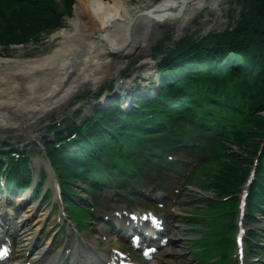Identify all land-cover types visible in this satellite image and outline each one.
<instances>
[{
    "label": "bare ground",
    "instance_id": "obj_1",
    "mask_svg": "<svg viewBox=\"0 0 264 264\" xmlns=\"http://www.w3.org/2000/svg\"><path fill=\"white\" fill-rule=\"evenodd\" d=\"M189 7L188 0H158L144 10L149 16L146 17L141 10L133 11L128 0H76L66 25L50 35L49 40L53 43L50 52L37 57L19 54L16 57H0V116L6 115V122L15 128L30 126V133L26 135L30 136L27 144L35 150V140L41 137L36 130L41 117L60 109L81 90L92 88L111 72L118 71L120 65L137 52H145L147 40L159 35L158 26H170L172 34L178 36L187 24V17L191 16ZM143 64H139L138 69ZM48 180L52 181L50 176L43 180L44 186ZM33 182H36L35 179ZM57 196L54 191L53 201L57 200ZM7 197L11 196L8 194ZM17 199L27 204L29 212L23 213V220L19 222L22 229L17 236L19 249L31 247L34 255L28 260L39 256L43 259L49 242L44 240L38 247L34 239L43 221L38 223L46 218L48 208L39 209L31 195L22 194ZM33 213H37L38 217L32 223L27 215ZM165 250L171 253V249ZM26 253H17L20 263L27 260ZM88 253L100 259L92 249ZM73 257L74 260L81 259L78 253H74Z\"/></svg>",
    "mask_w": 264,
    "mask_h": 264
},
{
    "label": "rangeland",
    "instance_id": "obj_2",
    "mask_svg": "<svg viewBox=\"0 0 264 264\" xmlns=\"http://www.w3.org/2000/svg\"><path fill=\"white\" fill-rule=\"evenodd\" d=\"M157 1L158 0H128V3H129V5L132 6L133 11L139 12V10H142L146 7H149L152 3L154 4ZM188 2L190 5V7L188 9H189L191 16L189 18L187 17V20H188L187 24L183 28V30L179 34V36L172 37L173 34L170 33V31H172L170 26H158V28L161 31L159 37L157 36L154 40H147L146 49L147 48L148 49L150 48V50L154 49V47L158 43H160V40H161V42L164 41V42H166V44H170L172 41H174L175 39H179L180 37H181L180 40L188 41L190 44L200 43V42L204 41L205 39L212 37L215 32H221L225 28V26L228 24V22L237 16V13H238V10L240 7L239 4L236 3V0H188ZM75 4H76V0H73L72 11L74 9ZM17 12H20L21 14L24 13V15H25V13H27L28 16L32 15V13L26 12V11H16L15 13L18 14ZM70 17H68V18H70ZM66 20H67V18H61L56 23V26L54 27V28H56L55 30H57L58 27L65 26ZM163 36H165L164 38L166 40L163 39ZM49 37H50V35L44 36V38H43L44 45H39V42L34 43L33 42L34 38H30V39L26 40V43H28L27 45H25V46L24 45L12 46V50L13 49H15L16 51L21 50L25 57H37L39 55L40 56L44 55V54L50 52V50L53 47V43L50 42ZM15 50H13V51H15ZM150 50L147 51L146 54L145 53H138V52L136 54H134V56H132L126 62L127 64L125 63L126 64L125 67L132 65L136 61L142 59V57L147 55L150 52ZM125 64H122L121 66H123ZM121 69H119L118 71H116L114 73L111 72V74L108 75L109 77L105 78V80H102V82L99 83L100 86H102V85L104 86V85L108 84L110 82V79H114L116 76L117 77L122 76L123 74H121ZM94 90H95V88L94 89L89 88L86 90L83 89L79 92V94L83 95L81 97H83L85 99V101L88 103L91 95L89 96V94L88 95H84V94H86L89 91H90L89 93H93ZM84 96H87V97H84ZM64 111H67V109L64 108L62 112H64ZM61 114L62 113H60V110L53 113V115L57 118H59ZM43 121H42V123L46 122V120H44V118H43ZM36 130H39V133L40 132L43 133V127L39 128L37 125ZM8 137H9V139L11 138V136H8ZM14 139L21 141V140H23V137L21 134H19ZM13 143L14 142H12L10 144H13ZM37 164L39 167L43 166V163L37 162ZM215 166L213 165L212 167H215ZM202 170L204 172L206 171L204 173L205 175H208L209 174L208 171H211V169H208V167H204ZM197 183H201V180L197 181ZM74 187H77L76 189L74 188L75 193L77 194V196H75L76 199H79L78 195H85L84 191L81 190L84 187L83 183L77 182V183H75ZM187 191H188L187 194L185 193V195L180 200L181 206L179 207V213L186 216V217H193L194 212L206 211V209H207V208H205L206 205L200 199L201 196H203L206 193V191L202 190L201 188H198L196 185H190L188 187ZM263 215L264 214L261 213L258 216L261 217ZM261 218L263 219L264 217H261ZM262 221L259 223L260 226H263V224H264V219ZM194 224L196 225V227L189 228L190 230H192V232H188V233H195L196 232L195 229H197V227L201 226L200 223H194ZM262 237H264V233H263ZM262 237H260L258 244H261L264 246V238L262 239ZM258 255L261 256L262 253H259ZM233 258H234V254H233ZM176 263L177 264H193V262H189L188 254L186 255V258L183 259V261H177ZM257 263L258 264H264V255H263V258L260 261H258Z\"/></svg>",
    "mask_w": 264,
    "mask_h": 264
},
{
    "label": "trees",
    "instance_id": "obj_3",
    "mask_svg": "<svg viewBox=\"0 0 264 264\" xmlns=\"http://www.w3.org/2000/svg\"><path fill=\"white\" fill-rule=\"evenodd\" d=\"M36 1L30 4L33 6L31 8L33 13L30 16L24 15V13L10 14L9 16L0 15V42L13 38L22 39L28 33L38 32L43 25L54 23L57 20V14L46 0ZM66 2V10L69 11L73 0H66ZM245 6L246 11L242 17L250 23L245 24L244 21H239L232 32L226 30L223 33L215 34L202 41L201 45L206 46L228 40L232 48L235 47L245 54H254L253 58L255 57L264 64V0H245ZM193 49L190 48V50ZM254 119L258 120L252 122L255 130L250 132L248 138H244L241 142L237 141V145L239 148L242 147L245 155L243 157L231 155L229 162L224 163L217 176L220 182V194H224L227 188L235 190L246 173L249 156L252 154L250 149H254L258 144L254 137H257L259 135L257 132L264 128V118L255 117Z\"/></svg>",
    "mask_w": 264,
    "mask_h": 264
},
{
    "label": "snow or ice",
    "instance_id": "obj_4",
    "mask_svg": "<svg viewBox=\"0 0 264 264\" xmlns=\"http://www.w3.org/2000/svg\"><path fill=\"white\" fill-rule=\"evenodd\" d=\"M4 252H6V249L4 250ZM0 254H3V253H0Z\"/></svg>",
    "mask_w": 264,
    "mask_h": 264
}]
</instances>
